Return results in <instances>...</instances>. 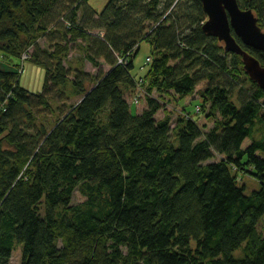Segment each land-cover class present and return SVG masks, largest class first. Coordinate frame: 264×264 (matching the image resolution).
Listing matches in <instances>:
<instances>
[{"label":"trees","instance_id":"16d2710c","mask_svg":"<svg viewBox=\"0 0 264 264\" xmlns=\"http://www.w3.org/2000/svg\"><path fill=\"white\" fill-rule=\"evenodd\" d=\"M238 2L264 31V0ZM207 18L200 0H109L100 12L89 0H0V50L46 66L42 94L0 69V264L16 245L21 264H264V90L203 31ZM142 41L152 61L136 115L127 95L140 92ZM241 75L251 89L238 107L223 82ZM205 82L208 133L194 118L172 127L165 108L156 119L160 97ZM242 171L262 189L245 194Z\"/></svg>","mask_w":264,"mask_h":264},{"label":"rangeland","instance_id":"374dc122","mask_svg":"<svg viewBox=\"0 0 264 264\" xmlns=\"http://www.w3.org/2000/svg\"><path fill=\"white\" fill-rule=\"evenodd\" d=\"M109 0H89V5L94 7L98 12L104 9L105 4ZM140 50L138 54L134 57V67L131 69L133 75L138 80L139 85V93L131 97V95H127V98L129 102L133 101L132 103V112L136 115L141 112L142 109L146 107L145 97L146 94L145 88L142 85V80L140 78L141 75H144L149 69V63L152 61V58L150 56L151 54V47L150 44L146 41H142L140 45ZM82 57V51L78 47L73 48V52L69 56V65H71L73 68L77 67L79 65L78 58ZM80 66V65H79ZM108 66L104 67V70ZM0 69L2 70H15L19 72V83L26 89H28L29 92H33L35 94H42L44 90V81L46 78V66L44 64L36 63L31 58L26 59V56L24 55L23 59L22 57H15L10 54H5L0 50ZM86 70L92 72V73H98L99 71L94 68L90 62H86ZM72 77H74V74H72ZM95 80L96 77H93ZM208 82L201 83L198 85L195 89L196 91L192 95L184 96V98L175 97L174 95H167L164 94L162 97H160V100L162 101L163 108L158 111L156 114V119L161 120L163 119L165 112L164 108L166 109V112L170 114L171 117V123L172 127H174L175 124L178 123L180 118H194L196 121H198L202 132L208 133V130L212 129L214 127V121L212 119L206 117L204 114H200V102L201 99L200 93L206 89ZM223 84H225L227 87H229L230 90V97L235 101L237 106H240V101L242 102L245 98V95L249 93V90L251 89L250 82L247 80V76L241 75L238 80H233L232 78H228L227 80L224 79ZM156 97H159V93L155 92L153 94ZM141 100H139V98ZM53 109H55L53 115H58L59 109L58 107H61L58 103H53ZM51 116V114H48ZM52 118V117H51ZM256 128L261 129V126H257ZM262 132L258 133L257 136L260 137ZM251 141L249 139H246L243 143V148H246L248 145H250ZM222 154H216L215 157L209 161H216L220 160L222 158ZM239 179H238V185L243 187L245 186V194L249 195L253 193L254 191H258L262 189V184L256 179V177L252 176L251 174L247 172H239ZM85 199V195L80 190H75V194L73 197L72 202L75 204H80L81 201ZM258 228H260V231L264 233V215L261 220V222L258 225ZM13 255L11 257V263L12 264H21L22 262V249L20 245H16V248L14 249ZM234 257L236 258H243L244 257V251L243 248L240 247L235 250Z\"/></svg>","mask_w":264,"mask_h":264},{"label":"water","instance_id":"95a60500","mask_svg":"<svg viewBox=\"0 0 264 264\" xmlns=\"http://www.w3.org/2000/svg\"><path fill=\"white\" fill-rule=\"evenodd\" d=\"M208 19L203 31L223 42L227 52L242 57L244 70L258 86L264 90V65L249 52L245 51L235 36L246 47L264 53V31L250 8L243 9L238 0H200ZM235 35V36H234Z\"/></svg>","mask_w":264,"mask_h":264}]
</instances>
